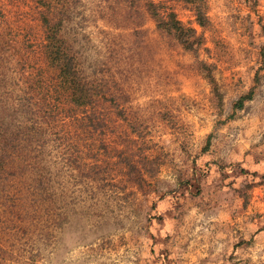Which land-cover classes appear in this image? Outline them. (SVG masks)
Masks as SVG:
<instances>
[{
    "label": "rangeland",
    "instance_id": "obj_1",
    "mask_svg": "<svg viewBox=\"0 0 264 264\" xmlns=\"http://www.w3.org/2000/svg\"><path fill=\"white\" fill-rule=\"evenodd\" d=\"M154 2L0 0V264H264V0Z\"/></svg>",
    "mask_w": 264,
    "mask_h": 264
},
{
    "label": "trees",
    "instance_id": "obj_2",
    "mask_svg": "<svg viewBox=\"0 0 264 264\" xmlns=\"http://www.w3.org/2000/svg\"><path fill=\"white\" fill-rule=\"evenodd\" d=\"M147 8L151 13L152 17L155 19L156 25L163 27L166 30L173 32L181 38L185 43L191 44L194 41V36L187 34V31L194 32L193 27H187L182 23V21L176 16V13L171 10L166 15L162 14L157 7V3L154 0H147ZM199 7L195 8L196 19L199 23H203L205 20V12ZM50 19L45 18V21L48 23ZM62 17H59L57 21H50L48 27L50 29V35L48 34L49 39V52L51 57L56 61V64L59 69V74L67 82L69 87V94L72 100L83 103L87 100H90L91 90L88 81H81L79 78L78 67L75 63L74 56L68 52L67 48L63 44V40L57 38L58 25L61 23ZM184 35V36H183ZM87 83V85L85 84ZM245 96L239 98V105L242 103ZM2 141V142H1ZM209 144V138L207 139L203 149ZM11 149H15L14 139L11 136L5 137L3 140L0 139V158L3 155L2 151L5 153L10 152Z\"/></svg>",
    "mask_w": 264,
    "mask_h": 264
}]
</instances>
